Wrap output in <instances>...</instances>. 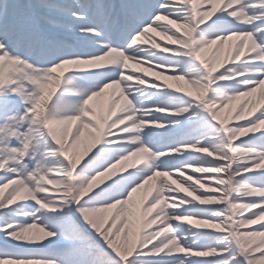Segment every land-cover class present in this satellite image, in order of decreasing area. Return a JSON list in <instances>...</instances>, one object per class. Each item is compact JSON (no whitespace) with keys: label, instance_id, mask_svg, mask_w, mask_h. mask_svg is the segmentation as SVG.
Here are the masks:
<instances>
[{"label":"snow or ice","instance_id":"6c2138e0","mask_svg":"<svg viewBox=\"0 0 264 264\" xmlns=\"http://www.w3.org/2000/svg\"><path fill=\"white\" fill-rule=\"evenodd\" d=\"M0 264H264V0H0Z\"/></svg>","mask_w":264,"mask_h":264}]
</instances>
